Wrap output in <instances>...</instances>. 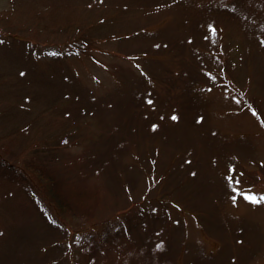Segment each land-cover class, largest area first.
Returning <instances> with one entry per match:
<instances>
[{
    "label": "rangeland",
    "instance_id": "374dc122",
    "mask_svg": "<svg viewBox=\"0 0 264 264\" xmlns=\"http://www.w3.org/2000/svg\"><path fill=\"white\" fill-rule=\"evenodd\" d=\"M0 41V264H264V0H0Z\"/></svg>",
    "mask_w": 264,
    "mask_h": 264
},
{
    "label": "trees",
    "instance_id": "16d2710c",
    "mask_svg": "<svg viewBox=\"0 0 264 264\" xmlns=\"http://www.w3.org/2000/svg\"><path fill=\"white\" fill-rule=\"evenodd\" d=\"M86 44V42L79 40L75 41L72 45L74 48H81ZM27 168L24 169L31 175L28 176L26 173L19 172L18 174H12V180L16 182H21L23 179L27 178L33 185H35L34 178L42 184L43 190L52 198L55 210L56 218H60L67 213H72L79 207H86L87 199H88V190L83 189L78 185H67L61 179L55 178L49 171L43 170L45 168L44 165H35L34 163H29L26 165ZM39 188V185L37 186ZM87 197V198H84ZM84 198V199H83ZM76 200V201H75ZM123 222H118L115 226V230L122 229ZM104 233L99 235V237H95L91 234L86 235H78L77 243L80 245L94 246L97 245L101 239H104Z\"/></svg>",
    "mask_w": 264,
    "mask_h": 264
},
{
    "label": "snow or ice",
    "instance_id": "6c2138e0",
    "mask_svg": "<svg viewBox=\"0 0 264 264\" xmlns=\"http://www.w3.org/2000/svg\"><path fill=\"white\" fill-rule=\"evenodd\" d=\"M210 32L212 35H215V29H210ZM0 43H2V41H0ZM21 75L23 76L24 73H21ZM147 103L151 104L152 101L148 100ZM253 115H258L255 111H253ZM173 120L177 119V117L172 116L171 117ZM155 128V126H153ZM234 169H229L228 175L225 177V179L228 182V186L231 188L232 192L234 193V195L232 196V201L233 203L236 202L237 196H242L243 199L249 203L252 204H264V194H255L253 192H251V190H245V191H241L240 190V180L239 177H237L235 180L233 179V173H234ZM158 247H160V245H158Z\"/></svg>",
    "mask_w": 264,
    "mask_h": 264
}]
</instances>
